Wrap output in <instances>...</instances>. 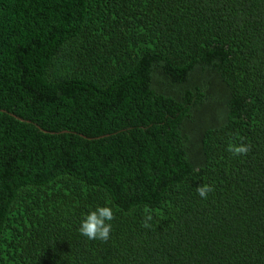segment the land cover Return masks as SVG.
<instances>
[{
	"label": "trees",
	"instance_id": "obj_1",
	"mask_svg": "<svg viewBox=\"0 0 264 264\" xmlns=\"http://www.w3.org/2000/svg\"><path fill=\"white\" fill-rule=\"evenodd\" d=\"M0 264H264V0H0Z\"/></svg>",
	"mask_w": 264,
	"mask_h": 264
},
{
	"label": "clouds",
	"instance_id": "obj_2",
	"mask_svg": "<svg viewBox=\"0 0 264 264\" xmlns=\"http://www.w3.org/2000/svg\"><path fill=\"white\" fill-rule=\"evenodd\" d=\"M228 151L234 156H245L251 151V146L245 143L239 145L230 144L228 146ZM196 191L202 199H207L209 193L214 191L211 185H200L196 188ZM115 219L114 212L111 207L108 206H98L94 210L88 212L80 222L79 233L86 239L100 240L107 242L110 238L112 231L111 221ZM152 217L149 215L145 218V222L142 225L145 228H150L151 224L149 221Z\"/></svg>",
	"mask_w": 264,
	"mask_h": 264
},
{
	"label": "water",
	"instance_id": "obj_3",
	"mask_svg": "<svg viewBox=\"0 0 264 264\" xmlns=\"http://www.w3.org/2000/svg\"><path fill=\"white\" fill-rule=\"evenodd\" d=\"M18 119H20V120H23L22 118H19V117H17Z\"/></svg>",
	"mask_w": 264,
	"mask_h": 264
}]
</instances>
